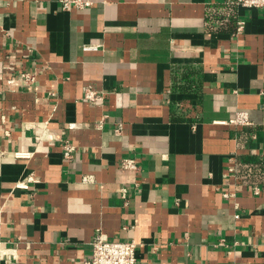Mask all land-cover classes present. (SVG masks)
<instances>
[{
    "label": "crops",
    "instance_id": "0c3cea01",
    "mask_svg": "<svg viewBox=\"0 0 264 264\" xmlns=\"http://www.w3.org/2000/svg\"><path fill=\"white\" fill-rule=\"evenodd\" d=\"M93 1L0 0V241L18 250L0 264H83L98 232L137 264H264V9ZM241 110L251 125L227 123Z\"/></svg>",
    "mask_w": 264,
    "mask_h": 264
},
{
    "label": "built area",
    "instance_id": "2783aa9c",
    "mask_svg": "<svg viewBox=\"0 0 264 264\" xmlns=\"http://www.w3.org/2000/svg\"><path fill=\"white\" fill-rule=\"evenodd\" d=\"M62 9L70 11L74 7L86 8L94 4L93 0H60ZM228 5H237L239 7H249L264 9V0H223ZM244 28V22L239 21L237 33H240ZM236 33V34H237ZM100 45L86 44L84 49L87 51L97 50ZM37 68L33 71L24 69L20 66H12L10 72L9 84L13 85H33L37 81ZM83 98L88 102L102 106L105 102V93L101 90L94 89L90 86L84 88ZM107 115L104 114L97 121V127L101 129L104 126ZM236 128H242L252 124V120L246 111H236L235 116L227 121ZM72 127V125H70ZM123 124L119 123L115 129L117 134L123 131ZM59 145L62 149L64 157L71 160L77 146L67 138L59 140ZM235 157V156H233ZM236 158H232L231 164L228 166L230 175L236 173ZM120 168L123 170L138 171L139 163L136 157H123L120 159ZM83 182H93L94 177L90 174L82 175ZM17 186L21 188L28 187L24 181L18 182ZM123 195L126 194V189H123ZM256 191L259 188L256 187ZM232 194V193H231ZM224 193L225 196L231 195ZM139 244L134 240L109 239L104 233L98 232L92 241V254L89 258L83 261V264H137V249ZM0 256L7 260H17L18 250L15 247H9L4 242L0 241Z\"/></svg>",
    "mask_w": 264,
    "mask_h": 264
}]
</instances>
